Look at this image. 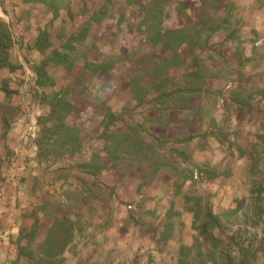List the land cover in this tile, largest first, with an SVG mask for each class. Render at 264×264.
<instances>
[{
	"label": "rangeland",
	"instance_id": "374dc122",
	"mask_svg": "<svg viewBox=\"0 0 264 264\" xmlns=\"http://www.w3.org/2000/svg\"><path fill=\"white\" fill-rule=\"evenodd\" d=\"M47 2L0 0V20L7 24L5 7H14L22 26L8 27L19 69H0V82L20 87L5 107H19L7 132L11 160L36 163L27 144L36 146L37 120L49 111L41 93H64L72 106L65 124L80 141L102 134L109 145L92 154L104 167L100 187L61 172L70 147L49 145L57 152L41 161L36 187L28 183L39 200L26 208L10 264H264V0ZM41 31L50 43L43 53L35 48ZM69 40L67 62L47 66L54 85L33 83L34 68ZM4 165L0 198L13 176ZM57 177L71 179L58 185ZM55 218L69 220L70 233L48 260L40 244ZM207 222L208 242L198 230Z\"/></svg>",
	"mask_w": 264,
	"mask_h": 264
},
{
	"label": "trees",
	"instance_id": "16d2710c",
	"mask_svg": "<svg viewBox=\"0 0 264 264\" xmlns=\"http://www.w3.org/2000/svg\"><path fill=\"white\" fill-rule=\"evenodd\" d=\"M41 2L45 5L48 3L47 0H23V2ZM93 18H91L92 20ZM82 33L84 31L82 30ZM80 36V35H79ZM70 43V40L68 43L61 46L60 51L58 49H52V51L45 55V57L42 59L41 63L36 66L35 72H36V78L35 82L36 84L41 87H52L54 85V80L51 76L47 74V66L49 64H63L67 62V53L64 52L67 48V45ZM50 47V43L48 42V36H46V33L44 31H41L35 44L36 50L43 53ZM12 48V37L9 31V28L6 23L0 20V69H8L10 72H13L16 69H19L18 66H14L9 57V50ZM0 92L4 95L5 102L0 103V123L2 128V134L0 135V140L4 139L6 137V134L9 130L10 126V120L13 119V115L16 112H19V107H12L11 108H5L7 105V102L13 97V95L17 94L19 91L17 89H13L9 86L8 80H2L0 82ZM63 94V95H62ZM54 93L51 95H47L46 93L39 94V103L47 106L49 109L46 116L39 117L38 118V124L41 127L39 134L35 137L34 141L37 146L38 152H37V160L42 161H48L50 155L56 154L55 149H49V145L52 147H64L66 145H69V151L68 153L72 156L77 151L80 150V140L77 134L72 133L73 130H70L66 127V116L69 113L70 109H72V106L70 102L64 98V93ZM181 102L184 103V105H187L189 99L188 98H181ZM51 123V126H47V124ZM54 137H59V139H54ZM259 143L262 144V137L256 136ZM53 141V142H52ZM258 143H252L247 150V157L251 159L254 157V152L258 148ZM128 151L130 149L136 151V153L139 151L136 146H127ZM130 152V151H129ZM63 155V154H62ZM11 156H8V159H10ZM13 161V160H10ZM18 162V161H17ZM1 168H2V162L0 161V185L3 181L1 179ZM212 176L208 178V180H212ZM200 201L197 200V204ZM207 217L209 220H216V218L213 217L210 211L207 212ZM69 220L65 219H57L55 218L52 225L49 229H47L46 234L44 236V240L42 241L41 245V254L44 255V259H52L55 257H58L61 255L65 249V246L67 245V240L69 238L68 229H66L65 224ZM216 222V221H215ZM208 226L209 223H203L198 227V230L203 236V240L205 241H213V236H211L208 232ZM71 230V228H69ZM27 230L25 228L21 229L18 235L17 241H22L23 235L26 233ZM32 231H35V227L32 229ZM185 249V247H181V250ZM29 254L27 255V259L31 260L33 258V255L31 254L30 250ZM39 254V255H41ZM18 255H24L26 256V253L21 250H19ZM42 256V255H41Z\"/></svg>",
	"mask_w": 264,
	"mask_h": 264
},
{
	"label": "crops",
	"instance_id": "0c3cea01",
	"mask_svg": "<svg viewBox=\"0 0 264 264\" xmlns=\"http://www.w3.org/2000/svg\"><path fill=\"white\" fill-rule=\"evenodd\" d=\"M29 4H26L24 6H27ZM39 8H43L44 6L39 4ZM14 10V7L6 6L5 12L3 13V20L7 22L8 27H12L19 32L22 29V26L16 25V20L14 18H11V11ZM9 85L14 86L13 83H9ZM11 86V88H12ZM16 88L13 89H20V87L15 86ZM18 91V90H17ZM0 96L4 97V95L0 92ZM3 101V100H2ZM0 100V103H2ZM38 104V103H37ZM36 103L32 102L31 109H37L38 105ZM34 108V109H33ZM29 120V123L32 125L35 124L34 118L30 115H27ZM19 120V119H18ZM16 121V119H14ZM11 126L14 127L11 124ZM10 128V126H9ZM2 134V128L0 123V135ZM9 135L14 134H6V137L4 139L0 140V161H2L3 164H5V168L8 172L12 171V178L7 179L6 182L3 184V196L0 198V264H10V262L15 258L16 254L14 243L17 239V236L21 229L24 228L23 220H26L28 216L30 215L29 212L26 211V208L29 204L31 206H28L29 208L35 207V201L39 200L37 197H30L29 190H28V183H31V188L34 189V186L36 187V184H38V176L37 171L39 168H42L43 162L37 160V147L29 145V142L27 144L30 157L35 160V164L33 167H22L21 165L18 166L17 161H10L12 158L8 159V156L11 155L12 147L9 148L7 139ZM31 136V135H30ZM102 134H93V140L89 141L88 137L85 139V141H80L79 146L80 150L77 151L72 156L68 153H65L63 157L59 160L60 163L57 162L58 169L62 172L65 170H74L79 171L80 174H83L85 177L89 178L90 182H95L97 187H100V183L102 184V173L101 171L104 169L102 164L96 163L97 157L92 156L93 153H95L99 147H107L109 145V141H106L105 139H102ZM98 141V142H96ZM23 144L25 142L23 141ZM101 144V145H100ZM1 147H6L4 151L1 150ZM17 148H15L16 150ZM26 149H23L25 151ZM96 158V159H93ZM107 157V156H105ZM112 157V156H111ZM102 160V159H101ZM108 160H110L108 158ZM26 164L25 166H27ZM114 164L112 163L111 166ZM48 166V165H47ZM110 166V167H111ZM9 169V170H8ZM66 177V176H64ZM68 178L67 180L65 178L57 179L54 181L55 184L62 185L65 182H69ZM11 180V181H10ZM72 181V180H70ZM107 185V183L103 182ZM11 186L14 188V190L11 189ZM110 187H113V184L110 185ZM36 195V194H35ZM37 196V195H36ZM33 198V200H32ZM33 203V204H32ZM33 206V207H32ZM35 211V209H33ZM186 217H189L188 215H185ZM190 226L187 224L186 229H188ZM6 236H8L6 238ZM170 242V241H169ZM11 243V244H10ZM174 251H177L179 244L176 246L173 242L169 243ZM14 248V249H13Z\"/></svg>",
	"mask_w": 264,
	"mask_h": 264
},
{
	"label": "built area",
	"instance_id": "2783aa9c",
	"mask_svg": "<svg viewBox=\"0 0 264 264\" xmlns=\"http://www.w3.org/2000/svg\"><path fill=\"white\" fill-rule=\"evenodd\" d=\"M33 76H31V78H32ZM33 83H35V78L33 77Z\"/></svg>",
	"mask_w": 264,
	"mask_h": 264
}]
</instances>
